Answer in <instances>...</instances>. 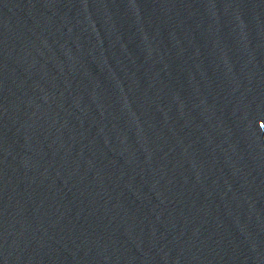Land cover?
Segmentation results:
<instances>
[{"label":"water","instance_id":"95a60500","mask_svg":"<svg viewBox=\"0 0 264 264\" xmlns=\"http://www.w3.org/2000/svg\"><path fill=\"white\" fill-rule=\"evenodd\" d=\"M0 264H264V0H0Z\"/></svg>","mask_w":264,"mask_h":264}]
</instances>
